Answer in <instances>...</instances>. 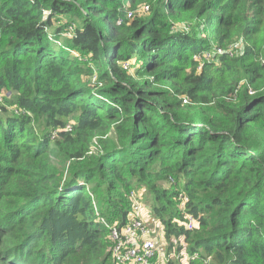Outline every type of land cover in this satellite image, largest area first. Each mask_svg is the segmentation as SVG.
Returning <instances> with one entry per match:
<instances>
[{
	"label": "trees",
	"instance_id": "1",
	"mask_svg": "<svg viewBox=\"0 0 264 264\" xmlns=\"http://www.w3.org/2000/svg\"><path fill=\"white\" fill-rule=\"evenodd\" d=\"M0 97V264L117 263L140 185L188 264H264V0H0Z\"/></svg>",
	"mask_w": 264,
	"mask_h": 264
},
{
	"label": "rangeland",
	"instance_id": "2",
	"mask_svg": "<svg viewBox=\"0 0 264 264\" xmlns=\"http://www.w3.org/2000/svg\"><path fill=\"white\" fill-rule=\"evenodd\" d=\"M149 8L148 5H144L141 8V11H147ZM52 21L54 22V27H60V26H66V29H64L61 33V35L63 37H68L69 36V32L73 30L74 24L67 18L61 19L58 18V16H54ZM71 24V25H70ZM185 27L188 28V24L186 22H180L175 24L172 27L173 29L178 30L179 28H183L185 29ZM69 28V30H68ZM240 46L239 42H236L234 44H232L233 48H238ZM71 53L77 55L80 52L76 49H71ZM218 53V52H217ZM209 54L211 56H209ZM212 53H206L204 56V58L206 59H212ZM197 58V57H196ZM201 58V57H200ZM197 58V59H200ZM126 65V68H128L132 73H135L136 70L138 69L139 65L135 64V61L133 62V64L128 65L129 63H124ZM10 91H6L5 95L6 96H10ZM0 105L1 106H5V101L4 98L0 97ZM7 108L13 110L14 108L7 105ZM70 128V126H68V129ZM54 159V156L52 157ZM58 165V164H57ZM59 167H61L60 165H58ZM62 167H65V164L62 165ZM174 179H169V180H161L159 182L161 187L164 188H171L172 187V182ZM81 183V181H80ZM134 189V190H133ZM132 190V191H131ZM130 191V203H131V214L130 216L133 218H140L144 221L147 222L148 227H149V233L151 238L155 239L157 246H158V251H157V256L156 259L154 261H159L162 264H168L169 259L181 262V264H188L189 263V254L186 251V247H187V243L184 240L183 237H167L166 235V231H165V226L163 224H161V221L159 220V218L155 215L153 208L150 204V202L147 201V197H150V194L148 192V190L146 189V187H144L143 185L137 186L135 188H132ZM148 194V196H147ZM180 199V198H179ZM185 203H183V201L179 202V207L180 208H185ZM190 218H193L190 214H188ZM113 243V242H112ZM113 249V247H112ZM115 264H126V263H115Z\"/></svg>",
	"mask_w": 264,
	"mask_h": 264
},
{
	"label": "built area",
	"instance_id": "3",
	"mask_svg": "<svg viewBox=\"0 0 264 264\" xmlns=\"http://www.w3.org/2000/svg\"><path fill=\"white\" fill-rule=\"evenodd\" d=\"M132 15V12H129L128 17ZM209 56L211 55L209 54ZM184 103H188L187 98L184 99ZM193 223V219L190 220L187 225L188 228H192ZM106 226L109 225L106 224ZM111 238L114 242L112 251L118 259L117 263L162 264L159 261H154L158 246L155 239L150 236L146 221L140 218H132L123 227L112 226Z\"/></svg>",
	"mask_w": 264,
	"mask_h": 264
}]
</instances>
